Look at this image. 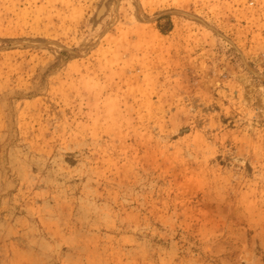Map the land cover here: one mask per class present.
Here are the masks:
<instances>
[{
	"label": "rangeland",
	"instance_id": "obj_1",
	"mask_svg": "<svg viewBox=\"0 0 264 264\" xmlns=\"http://www.w3.org/2000/svg\"><path fill=\"white\" fill-rule=\"evenodd\" d=\"M0 264H264V0H0Z\"/></svg>",
	"mask_w": 264,
	"mask_h": 264
}]
</instances>
